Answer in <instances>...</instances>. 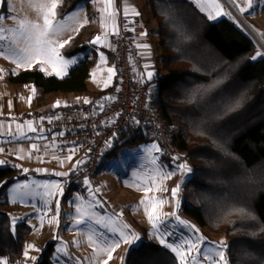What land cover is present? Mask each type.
<instances>
[{"label":"trees","instance_id":"1","mask_svg":"<svg viewBox=\"0 0 264 264\" xmlns=\"http://www.w3.org/2000/svg\"><path fill=\"white\" fill-rule=\"evenodd\" d=\"M82 1L63 0L58 17L65 18ZM151 9L168 71L152 86L151 104L175 127L170 136L191 163L186 185L199 204H186L183 210L229 239L226 255L231 264H264V56H257L256 45L235 22H211L186 0H151ZM83 32L68 55L87 48ZM107 54L114 63L115 54ZM90 67L84 60L64 78L24 70L10 81L32 83L44 93L86 92ZM150 141L121 134L104 155L98 174L123 149ZM162 159L168 163L165 155ZM26 176L14 165L0 166V259L6 256L10 263L23 255L31 227L21 222L13 230L9 212L1 208L10 205L9 188ZM53 252L51 244L38 264H53ZM126 264L180 262L170 249L141 241L128 251Z\"/></svg>","mask_w":264,"mask_h":264},{"label":"rangeland","instance_id":"2","mask_svg":"<svg viewBox=\"0 0 264 264\" xmlns=\"http://www.w3.org/2000/svg\"><path fill=\"white\" fill-rule=\"evenodd\" d=\"M186 1L192 3L211 22L223 18L235 22L245 30L256 45L257 56H264V0H252L251 8H248L247 0H235V2L233 0H217L225 14H216L209 7L208 0ZM100 2L83 0L64 19L57 17V21H61L65 29L58 37L61 42L71 38L73 43L74 38L84 25L96 30L94 34L92 33L94 37L84 51L68 55L66 52L71 47V42L59 50L65 60L74 61L69 64L66 75L63 77L56 76L54 73L50 75L52 68L49 65H43L45 71L40 70L42 67L40 64H33L30 68H18L7 58L12 55L9 49L16 48V45L9 43L0 44V65L3 67V71L10 78L24 70L34 69L40 70L45 76L64 78L70 74L72 68L88 59L91 63L88 80L90 88L94 90L106 87V82L108 86L111 82H108L110 75L108 69L112 68L113 62L108 54L101 49L105 36L97 33L98 29L106 28L101 20L100 9L95 6ZM4 3L6 4L4 5ZM236 5L246 8L247 11L241 12ZM209 12H212L214 18H209ZM0 16L4 17L3 26L5 28L18 27L13 17L19 16L32 21L38 19V14L31 7L29 0H0ZM240 18L244 23L240 21ZM104 29L102 30L104 31ZM104 33L108 34L106 29ZM97 36L101 37L102 42L100 44L92 43ZM262 45L263 47H261ZM19 47H24L23 43ZM101 55L104 57V62L101 61ZM49 96H54V94ZM174 129L175 127L170 125V133ZM153 145L158 146L160 150H153ZM164 155L162 147L158 142L152 140L123 149L118 157L111 158L106 162L101 173L89 184L76 183L68 188V179L58 176L41 178L33 174L25 180H18L8 190L11 200L18 203L17 206L9 205V207L1 209H6L9 212L13 230L19 223L26 222L31 227V232L19 260L10 263L8 258L3 256L0 261L6 260L7 264H38L43 252L52 244L54 245L51 257L53 264H102L107 259V254L100 252L96 245L104 247L119 240L120 231L126 234L135 233L139 239L131 244L121 243L112 253V259L108 264H126L128 251L141 241H153L170 250L171 248L167 247V244L178 248L183 245L181 250H187V242L195 243L201 236L204 238L203 241L196 249L186 251V259L191 261L195 258L197 264H211V261L204 260L203 257L212 255L215 259L213 252L217 250L216 246L221 242H223L227 257L229 239L224 234L215 233L207 227L201 226L187 216L183 210L186 204L199 206L194 190L186 185L192 174V166L186 153L181 152V155L191 169L190 172L174 168L169 159L168 163L162 159ZM169 173L171 176L165 178ZM20 185H28V187L19 192L14 191ZM157 185H159V190H157ZM177 186L180 187V191L174 198L172 189ZM149 198L167 201L157 209L160 219L156 221V228L148 219L145 204L141 203ZM176 200H179L178 207ZM78 206L91 216V219L86 223L77 224L76 218L80 215L77 212ZM148 211H151V208H148ZM97 219L101 221L100 224L96 223ZM181 220L186 223L181 224ZM124 225H127V228ZM113 229H116V232H113ZM89 235L93 236L96 245L89 243ZM161 238L164 239V244H161ZM29 246L34 247L30 248ZM25 252L32 259H26ZM173 253L176 255L175 252ZM177 258L180 262V258L178 256ZM229 264H231L230 261Z\"/></svg>","mask_w":264,"mask_h":264},{"label":"built area","instance_id":"3","mask_svg":"<svg viewBox=\"0 0 264 264\" xmlns=\"http://www.w3.org/2000/svg\"><path fill=\"white\" fill-rule=\"evenodd\" d=\"M142 31L141 17L121 13L114 42L118 73L105 99L32 118L35 132L44 136L51 157H70L73 161L68 188L93 182L104 155L123 133L158 142L174 168L186 163L170 136V124L152 107V84L134 60L133 43ZM99 35L103 32L99 31Z\"/></svg>","mask_w":264,"mask_h":264},{"label":"crops","instance_id":"4","mask_svg":"<svg viewBox=\"0 0 264 264\" xmlns=\"http://www.w3.org/2000/svg\"><path fill=\"white\" fill-rule=\"evenodd\" d=\"M95 6L100 9L102 14L101 20L103 21L106 17L101 10L105 7V0L95 4ZM126 8L128 9V17L139 16L142 19L143 31L135 37L133 43L134 60L139 71L147 78L152 86H155L156 79L166 76L168 71L162 62L159 25L151 9V0H113L112 8L109 11L115 10L116 12L115 24L117 32L119 29L120 15L121 13L125 15ZM133 9L139 15H135L132 11ZM103 24L106 26L105 29L108 33V45L106 46L103 43L101 49L106 53L112 52L114 54V42L117 34L113 33L111 22H103ZM102 29H98L97 33L99 34V31H102L105 36V29L104 31ZM81 31H84V43L88 47L96 30L95 28L92 29L90 26L84 25L77 36ZM142 45H148L149 47L145 48ZM112 68L115 71L110 84L106 87L92 90L88 84V79V90L86 92L44 93L42 89L32 83H12L10 77L7 76L3 71V67L0 65V70H2L0 71V166H16L21 170V174L27 175L25 179L31 174L41 178L58 176L59 178L68 179L73 172V161L70 159H53L46 148L44 136L35 131H29L27 128L28 122H32V118L39 114H50L63 107L86 104L85 100L92 104L99 103L98 101L105 99L109 95L116 80L118 73L116 61L112 64ZM148 72L153 73L151 79L148 78ZM33 89H35V95H33ZM50 94H54V96H49ZM17 125H21L20 130L17 129ZM33 145L38 150H34ZM58 173L62 175H58ZM8 199L11 206H17L18 203L11 200L9 193Z\"/></svg>","mask_w":264,"mask_h":264},{"label":"snow or ice","instance_id":"5","mask_svg":"<svg viewBox=\"0 0 264 264\" xmlns=\"http://www.w3.org/2000/svg\"><path fill=\"white\" fill-rule=\"evenodd\" d=\"M61 0H29L31 7L37 12L38 19L36 21H32L26 18H20L19 16L13 17V19L18 24V27L15 28H5L3 26L4 17L0 16V44L2 43H9L12 45H16V48H10L9 51L12 53L9 58L13 63L16 64L18 68H30L33 64H40L42 67L40 68L41 71H45L46 69L43 65H49L52 68V72L49 73L55 74L56 76L63 77L67 74V68L69 67L70 63H74V61L65 60L61 54L60 49L64 48L66 44L71 42V38L68 40L60 41L58 37L62 34L65 30L64 25L61 21H57V9L60 6ZM100 2V0H97ZM235 2V0H233ZM209 7L216 12V14H225L223 13V9L221 5L217 2V0H208ZM248 8L252 7V0H247ZM113 0H105V7L101 10L103 14H105V19L102 21L104 23L111 22L113 33L118 34L116 31V24H115V10L109 11L112 8ZM241 12L247 11L246 8L236 5ZM135 15H139L138 12L132 10ZM128 9H125V15L127 16ZM209 18H214L212 12H209ZM87 22V21H86ZM10 34V35H9ZM146 35V33H145ZM102 39L100 36H97L92 43L100 44ZM23 43L24 47H19V45ZM103 43L107 46V34L103 39ZM142 47L148 48V45H142ZM101 61L104 62V57L101 55ZM2 71V70H0ZM114 69L109 68L108 72L110 73L108 77V82L111 81L112 75L114 74ZM148 78L151 79L153 76L152 72H148ZM107 86V82L105 83ZM33 95H35V89H33ZM89 101L85 100V103ZM27 128L29 131H35V128L32 125V122L29 121ZM17 129H21V125H17ZM34 150H38L35 145L32 146ZM152 149L155 151H159L160 149L158 146L153 145ZM23 151V150H21ZM22 158V157H20ZM70 159V157H69ZM155 163V160H153ZM180 169L190 172L191 169L188 167L187 163H183L178 166ZM58 175H62L59 174ZM171 176V173L167 174L168 178ZM28 185H20L14 191L19 192L21 189L27 188ZM58 187V186H56ZM151 189L149 188V191ZM157 190H159V185H157ZM180 191V187L177 186L175 189H172V196L175 198ZM167 201L163 200H156L149 198L146 201H142L141 203L145 204L146 212L148 215V219L150 222L153 223V227L156 228L157 224L156 221L160 219V216L157 214V209ZM177 207L179 206V200H176ZM148 208H151V211H148ZM77 212L80 215L76 218L77 224L86 223L87 220L91 219L85 211H82L81 208L77 207ZM179 220V217H177ZM97 224H100L101 221L99 219L96 220ZM181 224H185V221H180ZM107 226V225H103ZM127 228V225H124ZM113 232H116V229H113ZM120 239L117 241L112 242L104 247H100L96 245V242L93 240V236H88V241L90 244L96 245L100 252H104L107 254V259L102 262V264H108V262L112 259V253L120 246L121 243L124 244H131L135 240H138L139 237L135 233L126 234L123 231L119 233ZM203 237L201 236L199 240L195 243L188 241V249L181 250L183 245L178 247H173L171 244H167L166 246L171 248L173 252L180 258V264H197L195 258L191 261L186 259V251H191L196 249L199 246V243L203 241ZM161 244H164L165 241L163 238L160 240ZM33 248L34 246H29ZM217 250H214L213 254L215 259H213L212 255H205L203 257L204 260L211 261V264H229L227 257L225 256V249L223 246V242L220 245L216 246ZM213 251V250H210ZM26 259H32L29 257L27 252L24 253ZM0 264H7V261H0Z\"/></svg>","mask_w":264,"mask_h":264},{"label":"bare ground","instance_id":"6","mask_svg":"<svg viewBox=\"0 0 264 264\" xmlns=\"http://www.w3.org/2000/svg\"><path fill=\"white\" fill-rule=\"evenodd\" d=\"M240 21H241L242 23H244V21H243V19H242V18H240ZM260 45H261V44H260ZM261 47H263V45H262ZM263 49H264V47H263Z\"/></svg>","mask_w":264,"mask_h":264}]
</instances>
